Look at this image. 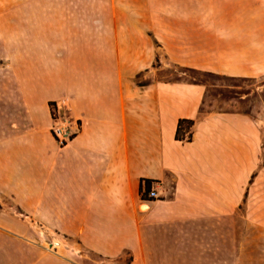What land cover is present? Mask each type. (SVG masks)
Returning <instances> with one entry per match:
<instances>
[{"label":"crops","instance_id":"crops-1","mask_svg":"<svg viewBox=\"0 0 264 264\" xmlns=\"http://www.w3.org/2000/svg\"><path fill=\"white\" fill-rule=\"evenodd\" d=\"M69 1L0 4V204L30 220L0 210V264H81L22 238L45 230L64 252L128 264H263L234 226L256 170L248 117L200 113L204 86L185 78L139 80L264 75V0H112L104 14ZM55 106L78 126L63 148ZM179 120L190 142L174 139Z\"/></svg>","mask_w":264,"mask_h":264},{"label":"rangeland","instance_id":"rangeland-1","mask_svg":"<svg viewBox=\"0 0 264 264\" xmlns=\"http://www.w3.org/2000/svg\"><path fill=\"white\" fill-rule=\"evenodd\" d=\"M120 3L126 4L131 3L134 0H119ZM31 0H0L1 5H9L16 3H30ZM70 3L75 4H86L91 8H94L95 5L102 7L103 14L105 13V7L108 4L112 3V0H70ZM134 2H137L135 0ZM90 8V9H91ZM93 15V12H88V14ZM158 64H156V67ZM263 76V75H262ZM262 76L257 77H240V78H250L255 81L252 83H236L240 87H245L246 89H252L257 94H260L263 89L260 85L259 79ZM174 77H181L189 80V78L180 75L177 70H174L172 67H166L162 70H157L151 73V76L145 78H140V82H148L152 80H162L167 81L171 80ZM217 85L220 83L215 82ZM203 111L208 112L210 110H220L222 112H247L248 122L256 129L259 135L258 145H256V157L254 159L255 171L252 173L251 177L248 180L247 193L243 202L239 205V209H236L238 216L236 217L235 227L245 228L247 234V243L248 244H259L263 246L264 250V104L261 102L260 97H255L252 95V92L249 95V100L243 102H220L218 99H213L207 97L204 100ZM146 200V197H144ZM0 210H4L9 213L11 216L16 217L25 222L28 225L30 220H24L21 216V209L19 206L14 205L6 201L4 204H0ZM28 215V214H27ZM24 242L34 244L36 246H41L45 249L53 251L59 249L56 247V244H62V248L58 251L59 254L70 255V257L81 263V264H128L129 256L127 253H122L117 258L105 259L99 257L93 253H90L80 247H77L76 251H72L71 254L64 252V249L67 250L65 244L68 242L64 237L52 233H48L45 230L43 234L32 235L27 233L22 237ZM75 243V242H73ZM26 250V249H25ZM23 255H28L31 257V253L25 252ZM253 254V252H252ZM263 261H260L264 264V251H263Z\"/></svg>","mask_w":264,"mask_h":264},{"label":"trees","instance_id":"trees-1","mask_svg":"<svg viewBox=\"0 0 264 264\" xmlns=\"http://www.w3.org/2000/svg\"><path fill=\"white\" fill-rule=\"evenodd\" d=\"M180 72L186 75L190 80H180L173 79V82H185L188 84L204 86V100L207 97L213 99H218L220 102H243L249 100V95L252 92V95L255 97H260L261 102L264 104V75L259 79L260 86L263 88L260 94H257L252 89H246L245 87H240L235 85L236 83H252L255 80L250 78H240V77H229L224 75H216L212 73H206L198 70L180 68ZM139 76H136V82ZM215 82L220 83L217 85ZM203 104L199 109L200 113H203ZM52 106V104H50ZM222 113V111L210 110L208 113ZM241 115H248L247 112H239ZM194 122L190 120H179L176 126L174 139L181 142H190L191 139V126ZM151 182L143 181V191L147 192L149 190Z\"/></svg>","mask_w":264,"mask_h":264},{"label":"built area","instance_id":"built-area-1","mask_svg":"<svg viewBox=\"0 0 264 264\" xmlns=\"http://www.w3.org/2000/svg\"><path fill=\"white\" fill-rule=\"evenodd\" d=\"M52 113V126L50 127L51 135L58 146V148H63L75 137L78 126L67 114L61 112V108L55 106L51 110ZM147 201L157 200L159 197L158 190L152 188L145 193Z\"/></svg>","mask_w":264,"mask_h":264}]
</instances>
